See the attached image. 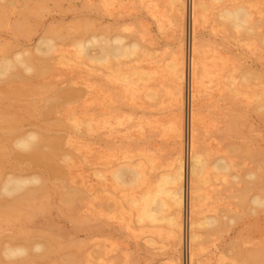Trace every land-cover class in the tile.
<instances>
[{"label": "rangeland", "instance_id": "374dc122", "mask_svg": "<svg viewBox=\"0 0 264 264\" xmlns=\"http://www.w3.org/2000/svg\"><path fill=\"white\" fill-rule=\"evenodd\" d=\"M13 1L16 4L12 7L0 1L6 24L0 29V51L12 54L33 50L47 30L62 28V34L67 35L85 23L94 25L92 29L97 32L109 31L112 35L120 32L136 38L146 35V45L156 50L157 57L151 67L157 69L159 75L150 86L158 92V98L156 101L132 98L120 82L106 77L107 72L92 70L83 64H59L56 60L52 76L55 85L43 78H33L29 83L0 84V110L22 115L21 129L28 132L45 125L39 118L24 112L25 101L51 98L56 89L71 87L82 92L84 99L63 111L64 124L52 126L51 130L55 136L70 141L64 146V153L72 156L68 162V178L79 189L90 191L93 184L100 191L93 176L95 167L106 162L137 160L143 152L152 155L160 169H166L176 151V139L170 130L174 110L168 93L170 79L168 73L163 72L176 51L177 42L170 0H153L157 6L156 17L141 0H109L107 8H103V0H59L58 4L52 0L40 4L38 0H27L28 11L23 14L25 26L30 31L25 33L16 32V25L24 22L21 8L25 0ZM192 1L187 0L185 25L189 74L193 44ZM236 2L252 9V16L258 23L257 33L264 34V0H228L226 5ZM217 11L208 10L199 18L196 42L208 63L216 62L218 66L213 70V83L207 81L199 104L198 139L200 147L210 153V159L227 156L228 149L234 147L236 152L228 156L236 165L233 175L239 180L229 186L209 174V181L202 186L200 211L204 216H218L223 226L216 232L200 230L202 238L196 264H264V207L257 208L250 203L252 196L264 195V109H260L264 102L259 103L264 100V48L254 36L224 30L217 21ZM59 47L66 56L74 52L70 42ZM248 73L251 74L249 81L243 82ZM229 76L234 77L237 95L228 94ZM188 89L190 91V84ZM15 96L20 98L19 102L11 103ZM189 106L187 110L190 111ZM103 112L112 126L100 130L99 134L79 133L68 119L69 115L77 113V118L85 122L100 117ZM1 142V174L37 170L16 162L10 142ZM252 173L262 179H249L247 176ZM59 185L51 180L48 182L47 212L15 227L4 225L0 229V243L5 246L10 238L18 242L27 237L42 241L41 235L45 237L52 232L56 243L51 256L35 260L33 264H67L65 260L70 257L76 264L184 263L188 252L180 260L166 226L144 228L135 222L134 216L115 204L123 193L116 191L113 195L112 190L98 193L95 203L80 204L71 216L60 193H56ZM108 205L110 208H106ZM231 218L233 223L229 222ZM147 240H154L155 245L146 244Z\"/></svg>", "mask_w": 264, "mask_h": 264}, {"label": "bare ground", "instance_id": "6f19581e", "mask_svg": "<svg viewBox=\"0 0 264 264\" xmlns=\"http://www.w3.org/2000/svg\"><path fill=\"white\" fill-rule=\"evenodd\" d=\"M0 1L7 2V7L16 4L13 0ZM43 1L38 0V3ZM52 1L58 4L59 0ZM141 1L150 13L154 11L152 15L156 17L155 2ZM227 1H192L193 44L189 74L185 47L187 0H170L175 14L177 42L176 51L163 72H167L170 79L168 93L174 107L170 130L176 139V151L166 169H160L153 156L143 152L137 160L106 162L99 168L95 167L93 176L96 178V184L100 186V191L93 184L90 191L79 189L68 178V162L72 156L64 153V146L70 141L55 136L51 130L52 126L61 127L64 124L63 111L73 104L80 103L84 94L69 87L56 89L53 97L44 98L43 101L42 97L38 101H25L24 112L30 117L39 118L45 125L28 132L21 129L22 115L0 110V151L1 141H8L13 147L16 162L37 169L33 173H0V229L4 225L15 227L17 224H23L25 220L33 221L43 215L48 206L50 180L60 184V190L56 193H60L63 204L69 209V213H72L71 216L80 204L95 203L98 193L105 194L112 190L113 195L117 192L124 194L119 202H114L123 211L134 216L138 225L151 229L162 225L168 228L180 260L185 252H188L183 259L184 263L180 261L179 264H196L202 238L200 230L216 232L223 226L218 216H204L200 211L202 186L209 181L210 175L229 186L239 180L238 176L233 175L236 165L228 156L236 152V149L230 147L227 156L210 159V153L200 147L198 139L199 104L207 89V81L213 83V70L218 66L216 62H212V65L208 63L205 53L196 42L201 13L218 10L217 21L224 30L234 31L238 35L244 34L246 37L254 36L264 48V34L257 33L258 23L253 18L252 9H248L244 4H237L238 2L227 6ZM103 3V8L109 6V0H103ZM28 7V1L25 0L21 8L22 14L28 11ZM2 10L0 6V29L6 25ZM24 14V22L16 25L17 33L30 31L25 26ZM262 24L264 25V20ZM92 28L94 25L92 27L85 23L67 35L62 34V28L49 29L38 39V44L33 50H19L12 54L1 50L0 84L14 85L18 81L29 83L33 78H43L55 85L52 76L58 60L59 64H83L92 70L107 72L106 77L120 82L125 93L130 94L132 98L156 101L158 92L152 89L150 83L158 79V70L151 67L157 56L156 50L146 45V35L140 38L126 36L121 32L112 35L109 31L97 32ZM68 42L74 52L66 56L59 46ZM250 75L248 73L243 77V82H248ZM226 83L228 94H239V91L234 89V77H227ZM19 99L15 96L10 101L19 102ZM263 102L261 99L259 103ZM189 104L190 111L187 110ZM260 109H264V105H261ZM106 115V112H103L100 117L81 122L77 113H72L68 119L74 123L77 132L91 135L99 134L100 130L112 126L110 121L106 120ZM53 118L57 120L54 121ZM247 177L262 179L257 173ZM250 203L257 208L264 207V195L252 196ZM108 207L109 205L106 206ZM69 213L67 212L70 216ZM229 222L233 223L234 219L231 218ZM40 238H43L42 241L37 242L29 237L18 242L10 238L5 246L0 243L3 246H0V264H33L35 260L49 258L56 238L52 232L45 237L41 235ZM146 244L153 246L155 241L147 240ZM36 245H42L43 251H34ZM65 262L76 264L72 257L67 258Z\"/></svg>", "mask_w": 264, "mask_h": 264}, {"label": "clouds", "instance_id": "9594fccd", "mask_svg": "<svg viewBox=\"0 0 264 264\" xmlns=\"http://www.w3.org/2000/svg\"><path fill=\"white\" fill-rule=\"evenodd\" d=\"M34 251H36V252H41V251H43V246H42V245H36V246L34 247Z\"/></svg>", "mask_w": 264, "mask_h": 264}]
</instances>
